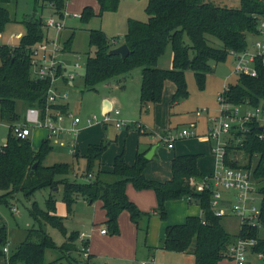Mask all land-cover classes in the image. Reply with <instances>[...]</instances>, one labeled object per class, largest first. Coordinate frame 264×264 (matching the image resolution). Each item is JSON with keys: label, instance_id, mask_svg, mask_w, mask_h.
Masks as SVG:
<instances>
[{"label": "trees", "instance_id": "trees-1", "mask_svg": "<svg viewBox=\"0 0 264 264\" xmlns=\"http://www.w3.org/2000/svg\"><path fill=\"white\" fill-rule=\"evenodd\" d=\"M8 2L0 0V33L11 21L5 8ZM96 2L99 6L97 16L100 17L105 12H114L119 0ZM38 3L43 8L50 6L60 19L64 17L67 0H34L35 5ZM144 13L147 17L144 21L127 18L126 31L121 39L117 36L108 37L101 29L88 30V46L94 47V50L92 55L86 56L82 68L83 84L91 90L139 68L140 111H145L148 105L161 102L165 81L175 86L171 101H181L180 97L187 93L186 71L192 72L197 87L202 89L206 75L212 71L211 63L224 62L229 51L240 52L248 46L247 37L256 34L255 18L264 15V0H239V8L216 6L212 0H147ZM93 16L95 13L92 7L85 6L79 14V20L87 23ZM21 24L25 31L17 45H0V119L9 126L22 120L15 110L17 102L22 103L24 110L28 107L43 108L49 88L48 81L31 78L29 64V49L45 39L44 22L41 16L34 13L22 19ZM206 36L216 38L222 46H210ZM123 43L128 48L124 59L109 52ZM71 45L70 36L64 42V49L69 51ZM168 45L171 48L170 68H159L158 59ZM255 67L256 76L239 75L234 84L223 88L221 95L227 102L256 107L264 99V67L261 60L255 62ZM59 109L64 112L68 105ZM260 127L259 122L253 120L244 123L242 129L231 130V134L239 141L236 145L225 147V164L250 170L254 185L263 197L258 217L261 228L242 224L235 235L223 227L222 218L215 216L211 210L210 189L196 192L190 186L193 178L204 176L197 169V154L174 155L171 179L159 182L145 177L144 169L148 159L144 152H138L131 165L126 164L120 153L114 157L111 171H104L97 166L105 144H90L83 156L85 167L79 176L92 177L87 182L70 181L66 176L71 170V164L59 162L44 165V160L53 148L49 139L42 140L37 149H33L30 138H16L8 127L5 145L0 146V204L9 206V199L18 192L27 200L44 189H49L50 193L44 209L37 202H32L29 215L37 226L26 229L24 240L8 255L3 251L7 242L6 227L0 225V258L4 259V264H89L87 240L78 241V232H67L64 219L56 215L54 191L61 186V200L67 214L71 213L78 197L88 204L100 200L106 216L102 222L106 233L118 234V215L126 211L131 222L142 233L144 241L151 215L156 213L160 220L165 221L166 202L188 197L197 203L201 215H190L182 223L167 225L161 239L163 250L187 252L196 240L194 264H218L227 258L228 246L236 238L251 239L255 242L251 253L261 254L264 262V136L259 138L263 133ZM236 152H243L245 163H238ZM127 183H131L136 190L154 191L156 207L152 212L141 211L128 199L125 193ZM46 226L63 235L64 240L60 245L53 241ZM48 249L56 250L58 255L46 262L45 251Z\"/></svg>", "mask_w": 264, "mask_h": 264}, {"label": "crops", "instance_id": "crops-1", "mask_svg": "<svg viewBox=\"0 0 264 264\" xmlns=\"http://www.w3.org/2000/svg\"><path fill=\"white\" fill-rule=\"evenodd\" d=\"M70 3L71 0H67L64 16L65 14H71L69 11ZM85 6L92 7L95 16H97L99 6L96 0H83L81 2V6L72 12L77 19H79V14ZM45 10L46 17L45 15L44 17H41L43 22L52 16H56L50 6H46ZM10 18V22H16V19L12 18L11 16ZM15 24L20 28L19 35L17 36V42H19V39L24 34L25 30L21 23ZM68 28L71 29V27ZM90 29L93 28H88L87 30ZM47 33L48 29H43L44 38L47 37ZM73 34L74 33L71 31L68 38L70 36L73 37ZM117 37H119V39L122 38L120 36ZM15 45L17 44H12L10 46ZM69 51H66V56ZM170 65L171 54L169 56V67ZM133 71L102 83L107 87V89L111 88V90H108L100 96L97 107V114L99 115L105 111H108L111 107L117 108L119 110L118 118L130 122V124L133 122L131 125L129 124L128 126L121 128L114 126L115 130L119 132L116 134L113 132V134L109 135L107 132L108 127L110 125H114L113 122L102 124L95 123L93 125L87 126L85 125V118L92 114L96 115V113H86L82 115L80 114L81 110L75 112L71 102L68 101V110H70L75 115H79L82 119L80 129L78 130L74 140V151L73 153L70 152V142L68 141L69 137L65 136L61 138L62 140L59 139V142L57 141L54 143L51 141L52 146L53 144L57 143L59 147H65V149L68 150L72 155L71 163L77 164L76 166H79V163L83 161L84 167L85 160L83 156L86 154L87 147L90 144L103 143L105 144V149L101 154L97 168L104 171H111L114 157L120 153L123 154L126 164L131 165L134 162L135 156L138 152H144L145 156V154L150 152L153 148V152L150 153V158L148 159L144 169V175L149 180H156L159 182H165L171 179V161L174 155L197 154L198 157L196 160V165L198 171L204 176L214 173L217 167V161L212 154V145H210V139L208 140L207 134L205 136H197L193 131V135L197 136V139H188L193 135L188 137H176L174 138L172 148H168L167 143L162 139L164 136H171L172 133L177 129L173 123L174 119L178 117V114L175 117L173 116L174 114L172 112L174 111L175 107L181 106L183 104L182 100L177 102L171 101V96L175 91L174 84L171 82V85H168V81H165L161 102L148 105L145 112L141 113L142 111L139 110L141 70L138 69L136 73L130 75ZM127 78L130 79L126 81ZM130 83L131 89L128 93L125 94L119 92L120 89H122V92L126 91V87H128ZM167 87L169 89L165 90ZM71 88L72 87H70V89ZM64 89L67 88L64 87ZM117 90L118 93L115 92ZM124 97L126 98L125 101L123 100ZM182 106H184V104ZM149 111H151V121L146 122L145 120H142V118L144 115L148 114ZM187 123L188 125H184L185 127H191V124L194 125L195 122L189 121ZM30 137L31 145L34 144L38 147L42 140L48 139V134L45 130L36 129L31 132ZM178 138L182 140L176 141ZM155 139H158V141L162 142L163 145L160 146L158 144H154L156 141ZM200 144H205L204 149L203 147H199ZM202 153L206 154L203 155ZM81 168V166L77 167V172L75 171L76 174L78 173V175H81ZM76 174L74 175L77 176ZM201 178H193L190 182H198ZM125 193L128 199L143 212H152L156 207V195L151 189L136 190L131 183H127L125 187ZM222 196L224 205L229 208L230 202L235 198V193L222 191ZM79 198L81 197L77 198L73 207H75L76 203L79 202L81 211L76 212L77 209L74 210L72 207L71 213L64 217L66 223H64L63 220V224L67 232H78V241L87 240L88 245L86 253L90 257L89 260L93 261L92 264H163L164 261V264H166V261L170 260L171 258L174 260L177 259L180 261L183 259L186 261L184 258L185 256L192 257L191 263L193 264V254H189L187 252H170L161 248V239L164 235V229L167 225L182 223L186 217L190 215H201V209L193 199L183 197L180 199L167 201L165 204L167 211L166 220H160L159 216L156 213H153L148 220L147 236L146 240L144 241L142 233L138 231L136 226L131 222L129 214L126 211H121L118 215V234H101L100 229H105L104 226H102V222H104L106 219L105 211L102 208V202L100 200H96L95 202L88 204L84 199L81 198L82 202L80 203ZM62 205L65 206L64 203H62ZM55 206L56 215H58L57 199ZM77 208H79L78 204ZM226 217L231 218L230 216ZM231 234L235 235L237 232ZM218 264H232V262L229 258H224L218 262ZM247 264H264V262L257 258L255 254H249Z\"/></svg>", "mask_w": 264, "mask_h": 264}, {"label": "rangeland", "instance_id": "rangeland-1", "mask_svg": "<svg viewBox=\"0 0 264 264\" xmlns=\"http://www.w3.org/2000/svg\"><path fill=\"white\" fill-rule=\"evenodd\" d=\"M83 0H71L69 11L71 14H65L63 18H59L57 16H52L54 22L60 23L61 27H50L48 28L47 39L48 40H59L61 44H63L70 32L72 31V45L69 53L62 55L65 63L67 65L72 64L75 60L83 67L85 63L86 56L88 54L92 55L94 47L88 46V28L93 29H102L107 33L108 37L112 35L123 37L126 31V20L127 18H133L137 20H146L147 17L144 13V7L146 5L147 0H119L118 7L114 12H105L102 16H93L89 19L87 23H82L79 19L75 17L72 13L73 10H76L81 6V2ZM212 3L216 6L220 7H227V8H239V0H212ZM8 9L10 16L16 19L15 23H21V20L28 17L29 15H33L36 13L37 16L46 17V10L45 8L41 7L40 4H34V0H9V2L5 5ZM44 10V11H43ZM46 20V18H45ZM13 21L10 22L4 29V31L0 34V45H12L17 44L18 35L20 32V28L17 27ZM68 27H71L68 28ZM207 42L210 46L215 48H220L222 46L221 42L212 36H206ZM255 35H249L247 37V44L248 48H252L253 42L255 41ZM186 43L189 44V40L186 38ZM171 54V48L168 45L164 54L158 59L157 66L159 68H170L169 67V56ZM212 71L206 75L205 84L202 89H199L195 83L194 76L191 71L185 72V81L187 85V93L180 97L184 106H177L174 108L172 112L174 115L177 116L174 119L173 125L177 127V131L172 133L175 135L179 133L183 128H189V130L194 131L197 136H205L208 134L209 130L213 128L217 121L214 119L219 115V103L217 101L218 95L222 92L223 88L226 87L228 84H234L237 81L238 75L233 72V61L230 56L224 62L219 63H211ZM139 68L135 69L131 72L133 75L138 71ZM127 78L126 81H128ZM168 85H171V82H167ZM127 89V90H126ZM126 91L122 92V89L119 90L121 93H128L131 89V83L128 87H126ZM167 87L165 90H168ZM67 91L68 94V101L71 102L73 110L80 111V114H92L98 113L97 107L100 96L107 92L110 89L104 84L98 85L94 90L88 89L83 84V70L82 68L79 70V76L74 80V87L71 89H64ZM118 93V90L115 91ZM125 97L123 100L125 101ZM260 104V103H259ZM258 104V105H259ZM257 105V106H258ZM244 108V107H243ZM242 108V109H243ZM202 109H206V111L201 112L199 116H196L195 112L201 111ZM16 112L23 117L24 108L21 102H17L15 105ZM142 111L141 113H144ZM176 112V114H175ZM130 113V111H129ZM151 111L148 114L144 115L142 120L146 122L151 121ZM194 121V130L191 127H185L184 125H188L187 122ZM133 122H131L132 124ZM130 124V125H131ZM9 124L5 121L0 119V146L3 145V140L6 139L8 133ZM33 128H31L32 130ZM237 129L232 127L231 130ZM239 129V128H238ZM36 129H33L34 131ZM231 130L228 133L222 134L218 140L210 139V145L215 147L218 143L219 145H223L224 147H230L231 145H236L239 140L231 134ZM108 134H115L119 131H116L114 125H110L108 127ZM197 136H190L188 139H197ZM31 138V137H29ZM156 141L154 144H158L162 146V142ZM182 140L180 138L176 139V141ZM32 148H37L36 145L32 144ZM31 145V146H32ZM205 144H200L199 147H203L204 149ZM205 155L206 153H202ZM209 154V151H208ZM71 153L65 149V147H59L58 144H53L52 150L47 155L46 159L44 160V165L50 166L54 163L59 162H68L72 165L70 172L66 176V179L72 181L76 180L78 182H87L90 178H85L79 176L78 173L76 174L77 167L81 166L82 170L83 161L77 164L71 163ZM235 157L238 163L243 164L246 161V156L243 152H236ZM73 162V161H72ZM85 164V163H84ZM76 171V172H75ZM76 174L77 176H75ZM191 186V185H190ZM50 193L49 189H44L38 191L34 194V196L27 200L23 196L21 192H18L14 195L13 198L9 199V206L4 204H0V225H4L6 227V247L8 252H5L6 255L10 254L15 247L24 240L25 231L32 226H37V223L33 220V218L29 215V209L33 201L37 202L38 206L41 209H44L45 200L47 195ZM55 198L57 199V216L62 217L64 219L67 216L65 211V206L62 205V187L59 186L57 191H54ZM80 203L82 202L81 198H79ZM233 201L230 202V204ZM77 204L78 207L77 208ZM79 202L76 203L74 210L76 212L81 211ZM72 217V216H71ZM231 218L224 217L222 218L221 222L223 227L231 232L235 233L238 232L240 222L237 217L233 215L230 216ZM67 220V219H66ZM64 223L65 220H64ZM70 227V226H69ZM70 230V229H68ZM46 231L52 237L53 241L56 245H60L64 237L63 235L56 229L46 226ZM58 252L56 250L48 249L45 251V261L49 262L56 258ZM76 256V254H74ZM185 260H174L171 258L170 260L166 261V264H192L191 260L192 257L185 256ZM85 259V258H83ZM145 260V259H144ZM4 259L0 258V264H3ZM89 264H92V260H88ZM165 263V261H164ZM163 263V264H164ZM194 264V260H193Z\"/></svg>", "mask_w": 264, "mask_h": 264}, {"label": "built area", "instance_id": "built-area-1", "mask_svg": "<svg viewBox=\"0 0 264 264\" xmlns=\"http://www.w3.org/2000/svg\"><path fill=\"white\" fill-rule=\"evenodd\" d=\"M255 19L256 34L254 35L256 39L252 48L250 49L247 46L243 51H229L228 53V56L233 61V72L238 76H256L255 62L257 60H261L264 67V15H257ZM50 27L60 28L61 24L54 22L52 18H48L43 24V29ZM65 53L64 45L59 40H48L47 38L29 49L31 78L48 81L49 83V88L45 95V106L43 108H26L22 120L11 124L9 129L13 136L20 139L29 138L33 129L45 130L48 134V139L54 143L59 142V139L62 140L61 138L64 136L69 137L70 152L73 153L74 140L80 129L82 119L68 109L63 112L59 108L68 103V94L64 87L67 89L73 87L74 80L79 76V70L83 67L78 62L79 57H77L78 60L67 65L62 58ZM217 101L219 103V115L214 119L217 124L209 130L207 134L208 140H218L222 134L228 133L232 127L242 129L244 123L253 120L259 122L261 127H264V99L256 107L249 106L246 103L233 105L227 102L220 93ZM204 111L206 109L197 111L195 114L199 116ZM118 116L119 110L111 107L108 111L98 116L92 114L85 118V125L113 122L115 127L121 128L130 124L128 121L119 119ZM191 127L193 128L194 125L191 124ZM31 128L33 129L31 130ZM262 131L264 133V130ZM263 133L259 135V138H263ZM190 135H193V131L189 130V128H184L179 133L164 136L162 139L167 143L168 148H172L174 138L180 136L188 137ZM5 141L6 139L3 140V145H5ZM211 151L217 161L216 170L214 173L202 177L198 182H190L191 187L196 192L210 189V207L215 216L222 218L233 215L240 222L239 228L242 224L261 228L258 217L263 197L254 185L252 172L239 167L227 166L223 159L225 155V147L223 145L217 143L215 147H212ZM222 191L235 193V198L229 208L224 205ZM100 233L105 234V229H100ZM254 243V240L251 239L236 238L228 246L227 258L230 259L232 264H247L248 256L252 254L251 247ZM3 251L7 252L6 246ZM255 255L263 261L261 254Z\"/></svg>", "mask_w": 264, "mask_h": 264}, {"label": "water", "instance_id": "water-1", "mask_svg": "<svg viewBox=\"0 0 264 264\" xmlns=\"http://www.w3.org/2000/svg\"><path fill=\"white\" fill-rule=\"evenodd\" d=\"M110 53H115V54H118L120 55V57L122 59H124L127 54H128V48L126 46V44H121V45H118L117 47L115 48H112L109 50ZM260 130H264V127H260ZM153 149V148H152ZM151 149L150 152H148L147 154H145V158L146 159H149L150 158V153L153 152V150ZM195 246H196V240L193 241L192 245L190 246V248L187 250V253L189 254H193L195 252Z\"/></svg>", "mask_w": 264, "mask_h": 264}]
</instances>
